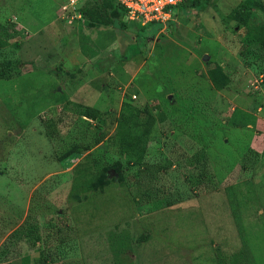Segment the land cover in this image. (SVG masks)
Masks as SVG:
<instances>
[{
	"label": "rangeland",
	"instance_id": "374dc122",
	"mask_svg": "<svg viewBox=\"0 0 264 264\" xmlns=\"http://www.w3.org/2000/svg\"><path fill=\"white\" fill-rule=\"evenodd\" d=\"M99 1L0 0V263L264 264V0L144 26L101 0L116 28Z\"/></svg>",
	"mask_w": 264,
	"mask_h": 264
},
{
	"label": "trees",
	"instance_id": "16d2710c",
	"mask_svg": "<svg viewBox=\"0 0 264 264\" xmlns=\"http://www.w3.org/2000/svg\"><path fill=\"white\" fill-rule=\"evenodd\" d=\"M117 6H119L114 0H112ZM210 0H184L181 2L177 7L182 8L184 11L188 10V7L193 9H199L202 10L205 8V6L209 3ZM95 3V2H94ZM97 12L105 17L109 22L108 25H110L113 28H116L115 19L110 15L107 14V9L103 6V1H99V3H95ZM120 8V7H119ZM121 10V8H120ZM105 11V12H104ZM262 11L264 12V7L262 8ZM122 14V11H121ZM252 33L254 35V38L256 39L259 46L264 50V31L262 28H254L252 30ZM1 40V38H0ZM2 42L0 41V44ZM214 71H211L209 74V80L211 85L215 89H221L226 85L228 82V77L221 71V69L218 66H215ZM0 78H8V72L5 70L0 71ZM142 112H145L143 110ZM85 115L90 114L89 108H86L84 110ZM149 116V115H148ZM155 116V117H154ZM151 116L147 119V125L149 127L152 117L155 118L157 121L162 120V116ZM119 123L116 127V143H117V149L120 153H124L126 156H134V160H139L141 158L145 140L144 137L137 133L136 127L132 124L125 122V116H124V108L120 110L119 115ZM102 135H99L97 138V141L100 140ZM78 171V170H77ZM103 176V174H101ZM100 177V176H99ZM87 189H97L101 187L100 178L93 182H86ZM76 185V184H75ZM148 238V234L143 233L140 236V240H146ZM216 263L217 264H250V259L248 255L246 254L244 249H238L234 252L225 253V252H218L216 254ZM0 264H11L10 262H3Z\"/></svg>",
	"mask_w": 264,
	"mask_h": 264
},
{
	"label": "built area",
	"instance_id": "2783aa9c",
	"mask_svg": "<svg viewBox=\"0 0 264 264\" xmlns=\"http://www.w3.org/2000/svg\"><path fill=\"white\" fill-rule=\"evenodd\" d=\"M122 11V20L144 26L166 24L172 20L174 9L184 0H114ZM73 3V0H70Z\"/></svg>",
	"mask_w": 264,
	"mask_h": 264
},
{
	"label": "crops",
	"instance_id": "0c3cea01",
	"mask_svg": "<svg viewBox=\"0 0 264 264\" xmlns=\"http://www.w3.org/2000/svg\"><path fill=\"white\" fill-rule=\"evenodd\" d=\"M0 79H3V78H0ZM4 80H8V79H4Z\"/></svg>",
	"mask_w": 264,
	"mask_h": 264
}]
</instances>
